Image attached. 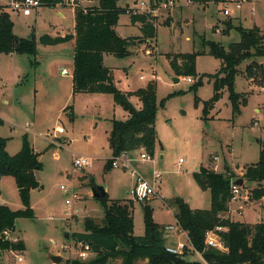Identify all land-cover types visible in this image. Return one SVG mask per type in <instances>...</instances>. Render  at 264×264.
<instances>
[{"label": "rangeland", "instance_id": "1", "mask_svg": "<svg viewBox=\"0 0 264 264\" xmlns=\"http://www.w3.org/2000/svg\"><path fill=\"white\" fill-rule=\"evenodd\" d=\"M141 1L150 7V0H119L118 4L135 7ZM92 3L89 0L83 2L84 5ZM241 5V9L230 5V14L225 15L223 4L211 2L202 7L190 4L188 0H172L170 6L156 7L157 34L150 45L135 43L136 54L125 58L108 56V65L113 67L120 89L134 92L151 82L155 84L158 105L155 158L157 169L162 171V182L159 195L154 197L157 199L151 198L149 203H152L153 218L159 224L176 223L173 204L176 197L183 198L195 209L210 208V190L202 188L193 177L197 168L203 165L216 168L224 157L234 164L235 173L242 176L246 165L259 160V141L264 139V91L251 90L247 93L246 103L234 112L230 92L225 88L214 106L206 113L204 109V102L214 94V81L209 75L218 71L221 62L207 53L209 47L203 46V38L206 42H220L226 48L239 41L240 34L236 29L223 33V21L230 18L236 25L252 27L255 23L264 28V0L244 1ZM238 13H243L241 15L246 18L242 20L239 15L240 21L235 17ZM11 18L15 34L24 38L31 34L37 39L46 33L65 35L74 32L75 27V9L69 7L44 8L36 17L11 13ZM218 18L223 21L220 23ZM129 19L128 13L120 15L119 22L124 25L120 31L139 33L125 25ZM193 52H199L196 55L198 74L191 78L194 82L202 79L197 89L191 88L194 82L186 80L187 77L177 76L169 57ZM73 53V40L55 45L38 41L35 57L18 54L0 57V112L4 117L0 131L8 139L6 149L10 154H16L27 134L42 165L38 171L41 187L30 191L34 218H19L12 235L14 240H23L25 249L0 254V264H68L74 260L76 255L71 250L77 244L74 234L85 231L86 218L100 222L104 216L102 202L92 195L96 187H103L110 199L134 200V234H144L141 203L129 193L133 185L131 176L124 169L106 166L112 155L107 138L112 128L111 120L113 117L125 118L127 112L122 106L115 105L112 94L73 93L72 79L68 75L61 77L63 67L71 69L73 66ZM258 60L264 64V59ZM248 63L250 61L241 65L242 74L235 78L237 92L249 91L248 80L242 76ZM175 78L179 81L175 82ZM259 81H262L260 77L253 82L259 86ZM132 101L138 102V99L133 96ZM58 127H62L63 132L58 133ZM54 129L58 133L57 139L50 136ZM77 155L92 158V163L85 168L74 167L73 160ZM224 166L222 163L218 169L222 170ZM139 167L144 166L139 163ZM62 185L79 195L71 205L66 204L68 197L61 189ZM244 189L242 197L231 201L232 215L256 223L263 214V205L250 197L248 188ZM0 196L11 208H23L20 189L13 176L1 179ZM223 216L228 217L227 214ZM166 226L165 234L182 236L183 233L181 243L188 244L187 236L179 226L172 231H167ZM167 237L169 245L172 244L169 237L172 242L177 241V237ZM199 255L195 252L185 258L201 261ZM53 256L60 260L55 262ZM95 256L92 253L87 261ZM106 264H124V260L120 256L112 257ZM133 264H148V259H138Z\"/></svg>", "mask_w": 264, "mask_h": 264}, {"label": "trees", "instance_id": "2", "mask_svg": "<svg viewBox=\"0 0 264 264\" xmlns=\"http://www.w3.org/2000/svg\"><path fill=\"white\" fill-rule=\"evenodd\" d=\"M89 1L93 3L75 12L74 32L63 36L46 33L39 39L35 34L28 38L16 35L10 12L5 5H0V57L2 54L35 57L38 41L44 45H55L74 40L73 93L112 94L115 105L122 106L127 112V117H113L111 120L112 128L107 138L112 155L107 160V168H114L113 159L123 153L136 156L140 150H144L155 157V120L158 110L155 84L151 82L146 88L134 92L120 89L113 69L104 63V56L125 58L132 54L135 43L145 42L150 45L156 38L158 15L148 11L135 13L134 9L138 6L121 7L119 0ZM166 1L169 0H150V8L155 9ZM188 1L199 5L211 2L217 5L228 0ZM122 13H128L133 24H140L142 36L123 37L117 32L116 26ZM223 23V33L236 29L240 40L226 48L220 42H206L203 38V46L209 47L207 53L221 62L218 71L209 75L214 81V94L204 102L205 113L214 106L225 88L230 92L234 112L239 111L242 103H246L248 94L235 91V78L242 74L240 67L246 61L250 63L243 70V76L253 80L260 77L262 81H259V85L264 84V64L258 60L264 59V29L256 25H236L232 18ZM197 54L199 52L176 54L173 57L169 55L177 76H197ZM201 83V77L197 81L195 79L191 88L197 89ZM133 96L139 103L132 101ZM7 141V138L0 135V181L5 176L14 177L17 186L22 189L20 195L23 208L13 209L7 204H0V254L25 249L23 240H14L12 235L19 218H34L30 191L41 187L38 171L42 165L27 134L23 136L22 146L16 154L12 155L7 151ZM259 142V160L246 165L242 176H238L228 164L222 170L203 165L193 173L195 181L202 188L210 190V208L195 209L181 197L174 199L176 224L188 239L182 253L167 250L171 244L167 243L164 225L153 218L150 200L140 202L145 230L144 234L135 235L134 200L110 199L107 193L106 196L97 198L104 209L102 220L97 222L93 218H86L85 231L74 234L77 241L88 243L96 256L89 261L74 258L68 264H106L110 258L117 256L123 258L124 264H133L138 259H148V264H264V208L262 219L256 223L235 221L222 215L230 210L234 197L232 185L240 178L244 179L241 188H248L253 200L264 198V139ZM155 168L157 169L156 160ZM210 231L223 244V248L207 244V233ZM195 252L200 254L201 261H189L185 258Z\"/></svg>", "mask_w": 264, "mask_h": 264}, {"label": "built area", "instance_id": "3", "mask_svg": "<svg viewBox=\"0 0 264 264\" xmlns=\"http://www.w3.org/2000/svg\"><path fill=\"white\" fill-rule=\"evenodd\" d=\"M86 0H7L5 2L6 9L11 13H15L17 15H22L24 17H32L37 16L38 13L44 9V8H54V9H60L63 7H69L74 8L75 12L78 9H81L82 7L88 6L84 5L83 2ZM245 0H228L223 5L224 13L225 15L230 14V5H235L236 8H241V3ZM165 5H172V0L166 1L161 4L162 6ZM150 8L144 1L140 3V5L134 9L135 13L140 12H151L156 15V10ZM63 74H67L68 70L66 68L62 69ZM186 80L189 82H193L194 80L191 77H187ZM57 132H63L62 127L57 128ZM216 158V157H215ZM155 157L151 156L144 150H140L138 155L132 156L128 153H123L118 157H115L112 162V166L114 168L118 169H124L126 170L130 176L133 179V186L130 190L131 197L138 201H145L150 200L151 198H154L159 195V189L161 185V178H162V172L155 168ZM182 160L179 161L181 163ZM92 163V158H89L87 156H77L73 160L74 167L77 168H85L86 166L90 165ZM140 165L145 164H151L153 167L150 170V176H146L143 171L139 167ZM61 189L66 193L67 199L66 204L71 205L72 201L74 199H77L79 197L78 193H72L66 185H62ZM242 189L241 186L233 184L232 185V192L234 194L233 199H238L239 197H242L241 193ZM228 215V214H227ZM229 216V215H228ZM178 227L175 225H167L165 229L167 231L177 230ZM207 244L219 248H223V244L218 241L216 235L213 232L207 233L206 238ZM79 245V246H78ZM62 247H68L63 246ZM185 245L183 243H178L177 246H168L167 250L172 253H182L184 250ZM71 250L76 255V258L81 260H87L89 259L90 255L94 253L88 243H84L83 241H77V244H74L71 247ZM19 256V255H18ZM19 260L20 257H19Z\"/></svg>", "mask_w": 264, "mask_h": 264}, {"label": "crops", "instance_id": "4", "mask_svg": "<svg viewBox=\"0 0 264 264\" xmlns=\"http://www.w3.org/2000/svg\"><path fill=\"white\" fill-rule=\"evenodd\" d=\"M7 0H4L3 2H1L0 3V5H4L5 4V2H6ZM189 2V1H188ZM246 3H252V0L251 1H245ZM190 3V2H189ZM190 4H194V3H190ZM210 4V3H209ZM208 4V5H209ZM198 5V4H197ZM200 6H202V7H207V5H200ZM242 6V5H241ZM242 8V7H241ZM240 8V9H241ZM60 14V13H59ZM241 14H243V13H241ZM241 14H237L235 17H239V20L241 21V17L240 16H242ZM240 15V16H239ZM246 18V16L244 15V17L242 16V20L243 19H245ZM218 20L220 21V23L223 21L222 19H220V18H218ZM128 21V20H127ZM126 21V24L125 25H127L129 28H131V29H137V30H139V33H134V34H127L126 32H122V31H120V28H122V26H124V25H122L120 22H118V24H117V26H116V30H117V32L121 35V36H123V37H132V36H142V32H141V29H140V24L139 23H135V24H133L132 22H131V20L129 19V21L127 22ZM242 23H243V21H242ZM243 25V24H242ZM254 25H256V26H261V25H258V24H255L254 23ZM253 25V26H254ZM262 27V26H261ZM262 29H264V28H262ZM219 30V29H218ZM50 35H52V36H56V35H54L53 33H49ZM61 36H63V35H61ZM74 41V40H73ZM74 45H75V41H74ZM136 50V49H135ZM134 49L132 50V55L133 54H136ZM108 56L109 55H105L104 56V63H105V65H107V66H109V67H111L112 69H113V67L112 66H110V65H108ZM38 66V65H37ZM63 68H66V67H63ZM62 68V69H63ZM67 70H68V73L67 74H63L62 73V70H61V75H63V76H61V77H65V76H67L68 75V77H70L71 79H72V82H71V85H72V89H73V69H74V53H73V66H72V68L71 69H69V68H66ZM113 72H114V70H113ZM114 76H115V74H114ZM243 76V75H242ZM243 77H245V76H243ZM246 78V77H245ZM247 79V78H246ZM248 80V89H249V91H247V92H242V93H250V92H252L255 88L256 89H258V90H260L261 92H263L264 91V86H261V85H257L255 82H253L254 80L253 79H247ZM252 90V91H251ZM70 97V94H69V96H68V98ZM6 102H7V100H6ZM66 104V103H65ZM64 104V105H65ZM257 111H260V109L259 108H257ZM0 119L2 120V123L0 124V128H1V125L4 123V117L2 116V114H1V112H0ZM257 121V120H256ZM256 124H257V122H256ZM255 125V124H254ZM109 132V131H108ZM0 135H1V131H0ZM2 136V135H1ZM51 138L52 139H57V138H59L58 137V133L56 132V129H54V133H52L51 135ZM108 137V136H107ZM53 141V140H52ZM51 142V141H50ZM52 144H54V142H51V145ZM35 149V148H34ZM36 151V150H35ZM76 156V155H75ZM78 156V155H77ZM217 158V157H216ZM221 159L222 160H220V161H218V163H217V166H216V168L215 169H217V170H219L218 169V165H220V164H222L223 163V165L225 164L226 165V163L227 164H229L231 167L234 165V164H232L231 162L229 163L228 162V160L226 159V158H224V157H221ZM216 165V164H215ZM205 166H209V165H205ZM152 165L150 164H145L144 165V167L142 168V171L144 172V173H146V175L147 176H149L150 174V170L152 169ZM233 168V170L234 171H236L235 169V166H233L232 167ZM199 168H197L196 170H198ZM6 177V176H5ZM4 178V177H3ZM133 186V185H132ZM160 187H161V185H160ZM242 190L244 191L245 189L242 187ZM155 199H157V198H154V200ZM263 199L264 198H262L261 200H259V201H255V202H261L262 204L261 205H263V208H264V204H263ZM0 204H6V201L0 196ZM152 204V203H151ZM249 209H252V207L251 208H249ZM255 210H257V209H255ZM232 210H231V203H230V210L228 211V213H223L222 215H225V214H228V215H230L231 216V219L232 220H235V221H244V222H248V223H255V222H251V221H247V220H241V219H237V217H235V216H239V215H232V212H231ZM176 212V211H175ZM259 212V214H261L260 213V211H258ZM175 214V213H174ZM243 214V213H242ZM74 214H72V216H73ZM174 217H175V215H174ZM262 219V215H261V217L259 218V220H258V222L260 221ZM176 220V219H175ZM161 225H164V226H166V225H174V224H176V223H160ZM166 236H168V235H171V237H173V238H176L177 237V241H174V242H176V243H174V242H172V238L170 239V237H169V243H172L171 245H175V246H177V244L178 243H181L182 241H183V237H184V235H183V233H182V236H180V235H177V234H173V233H170V232H166V234H165ZM2 255V254H1Z\"/></svg>", "mask_w": 264, "mask_h": 264}, {"label": "water", "instance_id": "5", "mask_svg": "<svg viewBox=\"0 0 264 264\" xmlns=\"http://www.w3.org/2000/svg\"><path fill=\"white\" fill-rule=\"evenodd\" d=\"M175 82L179 81V78H175L174 79ZM236 185L242 186L244 184V180L242 178H240L239 180L235 181ZM20 191H22V189H20ZM107 191L103 188V187H97L94 191H93V196L96 198L99 197H104L106 196ZM66 237H68V234H66ZM52 260H54L55 262H58L60 260V258L58 256H53Z\"/></svg>", "mask_w": 264, "mask_h": 264}]
</instances>
